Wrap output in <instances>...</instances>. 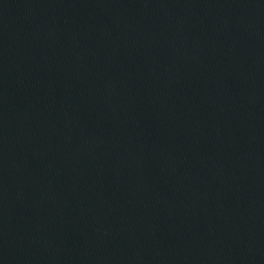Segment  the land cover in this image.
<instances>
[{
	"label": "water",
	"instance_id": "water-1",
	"mask_svg": "<svg viewBox=\"0 0 264 264\" xmlns=\"http://www.w3.org/2000/svg\"><path fill=\"white\" fill-rule=\"evenodd\" d=\"M0 264H264V0H0Z\"/></svg>",
	"mask_w": 264,
	"mask_h": 264
}]
</instances>
